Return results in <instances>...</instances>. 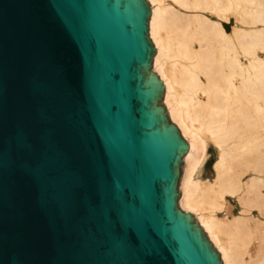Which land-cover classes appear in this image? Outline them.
<instances>
[{
    "label": "water",
    "instance_id": "water-1",
    "mask_svg": "<svg viewBox=\"0 0 264 264\" xmlns=\"http://www.w3.org/2000/svg\"><path fill=\"white\" fill-rule=\"evenodd\" d=\"M148 0H0V264H223L179 207Z\"/></svg>",
    "mask_w": 264,
    "mask_h": 264
},
{
    "label": "bare ground",
    "instance_id": "bare-ground-1",
    "mask_svg": "<svg viewBox=\"0 0 264 264\" xmlns=\"http://www.w3.org/2000/svg\"><path fill=\"white\" fill-rule=\"evenodd\" d=\"M148 1L162 102L189 145L179 205L223 264H264V0Z\"/></svg>",
    "mask_w": 264,
    "mask_h": 264
},
{
    "label": "rangeland",
    "instance_id": "rangeland-1",
    "mask_svg": "<svg viewBox=\"0 0 264 264\" xmlns=\"http://www.w3.org/2000/svg\"><path fill=\"white\" fill-rule=\"evenodd\" d=\"M150 36V35H149ZM211 153V152H210ZM178 204H179V202H178ZM179 207H180V205H179ZM181 208V207H180ZM182 209V208H181ZM182 210H184V209H182ZM185 211V210H184ZM193 214V213H192Z\"/></svg>",
    "mask_w": 264,
    "mask_h": 264
}]
</instances>
